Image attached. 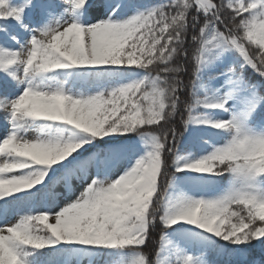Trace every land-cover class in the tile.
I'll list each match as a JSON object with an SVG mask.
<instances>
[{"label":"snow or ice","instance_id":"snow-or-ice-1","mask_svg":"<svg viewBox=\"0 0 264 264\" xmlns=\"http://www.w3.org/2000/svg\"><path fill=\"white\" fill-rule=\"evenodd\" d=\"M0 264H264V0H0Z\"/></svg>","mask_w":264,"mask_h":264},{"label":"trees","instance_id":"trees-1","mask_svg":"<svg viewBox=\"0 0 264 264\" xmlns=\"http://www.w3.org/2000/svg\"><path fill=\"white\" fill-rule=\"evenodd\" d=\"M153 236H154V238H155L156 233H154ZM154 247H155L154 242H150L148 248L145 249V251H151Z\"/></svg>","mask_w":264,"mask_h":264}]
</instances>
